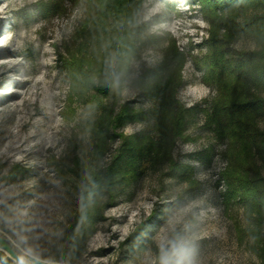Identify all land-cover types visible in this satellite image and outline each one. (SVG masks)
Instances as JSON below:
<instances>
[{
  "label": "rangeland",
  "instance_id": "obj_1",
  "mask_svg": "<svg viewBox=\"0 0 264 264\" xmlns=\"http://www.w3.org/2000/svg\"><path fill=\"white\" fill-rule=\"evenodd\" d=\"M102 1L0 0V230L29 256L68 264L51 258L63 257L67 228L93 210L83 251L67 254L73 264H158V239L165 238L187 242L194 264H259L239 233L241 204L228 201L225 145L202 112H191L189 137L175 143L173 165L161 162L136 176L119 164L120 139L90 135L76 71L81 61L96 67L99 59L94 46ZM206 15L195 0H142L135 10L138 58L130 63L123 97L148 118L123 130L128 141L152 131L157 107L131 82L173 48L185 55L180 101L203 108L215 97L218 88L196 64L212 38ZM232 48L256 44L243 36ZM101 63L85 75L94 77ZM259 127L264 131V121ZM97 171L106 173L110 187L93 198ZM1 255L11 259L0 246Z\"/></svg>",
  "mask_w": 264,
  "mask_h": 264
},
{
  "label": "trees",
  "instance_id": "obj_2",
  "mask_svg": "<svg viewBox=\"0 0 264 264\" xmlns=\"http://www.w3.org/2000/svg\"><path fill=\"white\" fill-rule=\"evenodd\" d=\"M195 1L204 4L213 27L208 52L196 64L204 81L218 88L215 97L206 101L203 108H187L180 101L185 55L173 48L175 51H170L158 67L145 70L131 82L143 94L155 98L157 107L152 131L128 141L123 130L148 118L146 112L133 108L123 97L130 63L138 58L136 45L141 26L135 10L142 0H104L97 16L100 42L94 46L99 59L93 64L97 67L102 62L101 68L94 77L88 72L86 76L85 71L91 72L96 67H86L81 61L80 70L76 71L78 83L84 89L81 100L90 109L89 133L103 142L110 136L120 139L123 148L119 164L136 176L161 162L173 165L175 143L189 137L187 124L191 112H202L205 126L225 145L228 172L224 180L228 183V201L242 207L241 239L259 264H264V174L260 166V162L264 163V131L259 127L260 121H264V0ZM243 36L254 39V50L232 48ZM96 180L93 198L110 187L106 173L97 171ZM95 216L93 210L84 213L75 226L67 228L59 248L64 255L52 257L53 261L73 264L67 254L78 255L83 251L87 227L94 223ZM0 264L18 263L1 255Z\"/></svg>",
  "mask_w": 264,
  "mask_h": 264
},
{
  "label": "clouds",
  "instance_id": "obj_3",
  "mask_svg": "<svg viewBox=\"0 0 264 264\" xmlns=\"http://www.w3.org/2000/svg\"><path fill=\"white\" fill-rule=\"evenodd\" d=\"M158 246L161 252L158 264H194L187 242H169L165 238L164 240L158 239Z\"/></svg>",
  "mask_w": 264,
  "mask_h": 264
},
{
  "label": "water",
  "instance_id": "obj_4",
  "mask_svg": "<svg viewBox=\"0 0 264 264\" xmlns=\"http://www.w3.org/2000/svg\"><path fill=\"white\" fill-rule=\"evenodd\" d=\"M0 246L18 264H48L25 253L13 240L0 230Z\"/></svg>",
  "mask_w": 264,
  "mask_h": 264
}]
</instances>
